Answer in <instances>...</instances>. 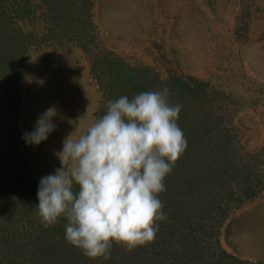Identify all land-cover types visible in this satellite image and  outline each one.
<instances>
[{
  "label": "trees",
  "instance_id": "16d2710c",
  "mask_svg": "<svg viewBox=\"0 0 264 264\" xmlns=\"http://www.w3.org/2000/svg\"><path fill=\"white\" fill-rule=\"evenodd\" d=\"M90 4L0 0V264H264L240 258L220 242V227L231 209L264 188V145L244 149L225 119L228 96L208 81L176 73L162 76L109 50L96 51L90 59V74L101 92L96 119L106 112L108 100L165 87L169 102L182 105L177 123L187 147L158 195L166 219L156 222L154 240L144 245L128 250L114 241L108 260L89 258L67 242L63 217L48 227L41 223L34 210L40 180L30 167L33 144L25 142V132L11 117L20 98L17 81L28 35L21 23L39 9L43 37L89 51L84 37L90 33Z\"/></svg>",
  "mask_w": 264,
  "mask_h": 264
},
{
  "label": "rangeland",
  "instance_id": "374dc122",
  "mask_svg": "<svg viewBox=\"0 0 264 264\" xmlns=\"http://www.w3.org/2000/svg\"><path fill=\"white\" fill-rule=\"evenodd\" d=\"M90 2V33L84 37L89 51L43 37L39 9L21 23L28 35L17 81L20 98L11 117L31 132L49 107L57 110L56 129L33 144L30 167L36 178L61 167L54 153L62 150L63 139L83 134L96 119L101 92L90 74L96 51L109 50L162 76L208 81L228 96L225 119L244 149L264 145V0ZM220 242L240 258L264 262V188L231 209L220 227Z\"/></svg>",
  "mask_w": 264,
  "mask_h": 264
},
{
  "label": "clouds",
  "instance_id": "9594fccd",
  "mask_svg": "<svg viewBox=\"0 0 264 264\" xmlns=\"http://www.w3.org/2000/svg\"><path fill=\"white\" fill-rule=\"evenodd\" d=\"M169 95L165 87L108 100L83 134L63 139L54 153L61 167L41 177L36 215L45 227L63 217L66 241L85 256L108 260L114 241L128 250L151 242L156 222L166 219L158 195L187 147L177 123L182 105L170 103ZM56 115L54 106L42 113L25 142L47 140Z\"/></svg>",
  "mask_w": 264,
  "mask_h": 264
}]
</instances>
